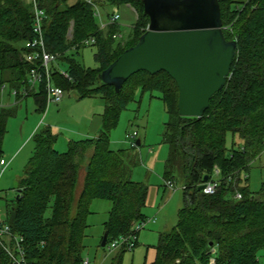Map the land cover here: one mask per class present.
Segmentation results:
<instances>
[{
    "label": "trees",
    "instance_id": "obj_1",
    "mask_svg": "<svg viewBox=\"0 0 264 264\" xmlns=\"http://www.w3.org/2000/svg\"><path fill=\"white\" fill-rule=\"evenodd\" d=\"M38 2L47 13L43 25L46 48L58 54L59 62H66L64 70L70 77L64 78L56 68L54 83L64 91L74 89L79 98L100 95L105 106L98 134L69 141L64 151L55 149L56 135L50 129L34 133L35 146L19 180L20 191L7 203L2 220L13 234L22 236L26 262L81 264L89 203L95 198L112 202L105 223V247L146 219L142 208L147 185L132 179L135 162L128 155L137 140L129 149L110 147L111 130L140 89L158 92L168 115L162 132V142L169 150L163 180L175 182L180 172L184 186L176 223L160 232L155 259L143 264H260L264 181L251 190L248 175L242 172L264 151V0H219L224 36L236 40V50L225 86L211 96L201 118L179 115L176 83L164 71H137L118 92L111 85H100L98 73L133 46L148 26L142 0H100L99 9L107 22L104 27L93 6L84 0ZM122 5L133 7L136 13L126 38L121 37L118 21L108 22L114 11L109 7ZM31 25L27 0H0V75L18 96L20 87L27 91L29 65L23 52ZM90 37L95 42L85 44ZM86 46H96V67H86L77 59ZM26 94H32L38 109H44L43 86ZM10 114L9 108L0 107V158ZM228 132L239 139L232 141L230 149L225 146ZM214 167L219 169L220 183L215 192L206 194L198 186L205 175L212 176ZM82 168V188L77 194ZM237 192L240 198L235 197ZM105 247H101L103 252ZM125 249L121 247L111 264H122ZM0 264H11L1 245Z\"/></svg>",
    "mask_w": 264,
    "mask_h": 264
},
{
    "label": "rangeland",
    "instance_id": "obj_2",
    "mask_svg": "<svg viewBox=\"0 0 264 264\" xmlns=\"http://www.w3.org/2000/svg\"><path fill=\"white\" fill-rule=\"evenodd\" d=\"M115 9L109 7V11ZM120 17L121 37L126 38L136 20L135 9L129 5L116 8ZM105 19V15H103ZM96 46H86L77 57L86 67H96L94 59ZM66 62L57 61L60 69L64 70ZM37 88V89H36ZM38 91V84L36 85ZM8 82H2L0 75V107L9 108L11 114L6 123V132L2 141V155L0 163L5 169L0 174V221L5 219L7 203L16 196L19 180L22 178L26 165L34 150V133L48 128L56 135L55 149L64 151L67 143L85 137L96 136L102 123V113L105 100L100 95L79 98L74 89L64 92L60 103H48L45 100L44 109H38L32 94L25 93V86L20 87L18 96ZM168 115L156 91H142L137 89L133 101H130L121 111L118 123L110 132V147L112 149H129L131 142L140 140V144L131 149L128 155L134 159L132 179L149 186L160 187L158 195H150L149 203H145L142 213L145 218L153 219L139 230L138 244L133 250L125 249L122 264H143L146 258V246L155 249L160 232L169 230L177 220V211L182 206L181 173L176 175V189L165 191L163 189L164 162L169 150L167 144L162 142L164 123ZM135 133L134 137L131 136ZM130 136V137H129ZM237 135L230 132L226 135L225 146L230 149L232 141L238 143ZM236 147V146H235ZM78 174V181L82 178V171ZM248 185L251 190H257L264 181V151L252 161L248 171ZM165 185V184H164ZM166 192V193H165ZM98 205L90 206L96 210L95 216L87 219L82 238L83 257L89 259V264H96L101 258L103 249L99 247L102 236V223L107 218V206L111 202L102 200ZM109 207V209H110ZM95 208V209H94ZM260 264H264V248L257 252Z\"/></svg>",
    "mask_w": 264,
    "mask_h": 264
},
{
    "label": "water",
    "instance_id": "obj_3",
    "mask_svg": "<svg viewBox=\"0 0 264 264\" xmlns=\"http://www.w3.org/2000/svg\"><path fill=\"white\" fill-rule=\"evenodd\" d=\"M142 3L149 19L146 30L98 73L100 85H111L118 92L137 71H164L176 83L179 115L201 118L211 96L225 86L236 50V40L224 36L219 0ZM106 242L105 231L100 246L105 247Z\"/></svg>",
    "mask_w": 264,
    "mask_h": 264
},
{
    "label": "built area",
    "instance_id": "obj_4",
    "mask_svg": "<svg viewBox=\"0 0 264 264\" xmlns=\"http://www.w3.org/2000/svg\"><path fill=\"white\" fill-rule=\"evenodd\" d=\"M31 4L32 11V25H31V36L25 41V51L23 52V60L29 65L27 72V91L36 90V85L38 88L43 86L46 93V101L49 103L58 104L62 101L64 96V90L56 85L52 79V73L57 68L59 73L64 78H70L65 70L59 68L55 65L58 59V54L52 53L47 50L46 43L44 39L43 25L47 19V13L44 8H42L38 0H27ZM91 4L94 8V13L98 17L100 22V27L106 25V21L102 18L101 11L99 9L98 2L100 0H84ZM120 15L115 8L111 18L108 22L118 21ZM67 35H71V27L68 30ZM85 44L94 43L93 37L86 39ZM36 88V89H35ZM25 91V93H27ZM16 93V90H14ZM135 133L131 136L134 137ZM130 137V136H129ZM5 167L0 163V174L4 171ZM219 169L214 167L212 176L208 180L199 184L203 185L202 191L206 194L215 192L219 186ZM164 184L170 190H175L176 185L173 180H165ZM182 188L184 186L182 185ZM236 198H240L241 194L237 192L235 194ZM154 221L153 219H145L133 225L132 231L128 235L120 236L107 245L108 249L125 247L131 249L135 245L137 239V231L143 228L147 222ZM23 238L21 235L13 234L8 224L0 221V245L8 254L11 264H28L25 259V251L22 244ZM81 264H89V259L84 257Z\"/></svg>",
    "mask_w": 264,
    "mask_h": 264
},
{
    "label": "crops",
    "instance_id": "obj_5",
    "mask_svg": "<svg viewBox=\"0 0 264 264\" xmlns=\"http://www.w3.org/2000/svg\"><path fill=\"white\" fill-rule=\"evenodd\" d=\"M70 29V28H69ZM163 102V101H162ZM164 104V103H163ZM110 143H111V140H110ZM139 143H140V140H139ZM67 145V144H66ZM165 163V162H164ZM83 170V172H82V178H81V180L80 181H77V188H76V192H77V194L81 191V188H82V182H83V176H84V168H82ZM81 170V169H80ZM164 173V172H163ZM131 177H132V173H131ZM134 180V179H133ZM136 181V180H135ZM164 181V180H163ZM164 183V182H163ZM163 189L165 190V191H167V189L168 190H170L169 188H167L164 184H163ZM159 190H160V187H158V186H147V195H146V199H145V203H149V200H148V197H150V195H154V197L156 196V195H158V193H159ZM166 193V192H165ZM102 200H108V201H110L111 202V200H109V199H103V198H95V199H93V200H91L90 201V203H89V214L87 215V218H86V222H87V219L89 218H92V217H94L95 215L94 214H96L97 212H96V210H93L92 208H90V206H93V205H98V204H100V202H106V201H102ZM106 204V206L108 207L107 208V210H106V213H107V218H105L103 221V223H102V236H103V233L105 232V223H106V221L108 220V215H109V211H110V209H111V207H112V202H111V207H110V205H109V203H105ZM109 207H110V209H109ZM95 209V208H94ZM146 219H149V218H146ZM154 221H155V218H154ZM154 221H150L151 223H153ZM135 223V222H134ZM133 223V224H134ZM136 224V223H135ZM89 225V224H88ZM87 225V223H86V226H88ZM140 230V229H139ZM139 232V231H138ZM102 236H101V238H100V242H101V239H102ZM138 236H139V233H137V243H136V245L134 246V248L137 246V244H138ZM100 242H99V245H100ZM149 247L150 246H146V258H145V260H144V262L143 263H149V262H152L154 259H155V256H156V248L155 249H149ZM107 248V247H106ZM133 248V249H134ZM133 249H131V250H133ZM107 251H106V253H103L102 255H101V258L100 259H97V262H96V264H111V262H112V259L120 252V250H121V247H118V248H113V249H106ZM130 250V249H129ZM124 253H122V255H123Z\"/></svg>",
    "mask_w": 264,
    "mask_h": 264
}]
</instances>
